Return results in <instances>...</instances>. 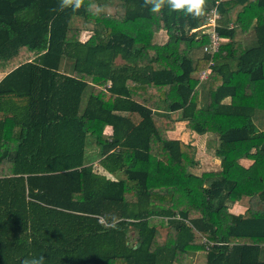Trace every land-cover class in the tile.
I'll use <instances>...</instances> for the list:
<instances>
[{"label": "trees", "instance_id": "1", "mask_svg": "<svg viewBox=\"0 0 264 264\" xmlns=\"http://www.w3.org/2000/svg\"><path fill=\"white\" fill-rule=\"evenodd\" d=\"M61 4L0 0V99H27L0 118V264H188L201 251L264 264V0H206L198 17L166 0L158 13ZM179 120L218 136L220 169L193 171L197 140L172 135Z\"/></svg>", "mask_w": 264, "mask_h": 264}, {"label": "crops", "instance_id": "2", "mask_svg": "<svg viewBox=\"0 0 264 264\" xmlns=\"http://www.w3.org/2000/svg\"><path fill=\"white\" fill-rule=\"evenodd\" d=\"M239 38H244L242 33L238 34ZM227 41V39L225 40ZM200 74V73H199ZM198 74V76H199ZM2 75L0 74V79ZM207 79H204L199 82V96L201 99V103L205 104L207 100V92L205 89ZM27 99L25 97L13 96V95H5L2 99H0V118L4 117L7 114H18L19 116L24 114V106L26 105ZM177 114L179 112H176ZM22 116V115H21ZM255 124L259 130H264V110H258L255 112L254 117ZM112 126L108 125L106 127L107 131H111ZM177 131L181 130L183 134H180L178 137L188 141L196 138L197 140V158L200 160V165L198 167L193 168L198 174H202L204 171H216L220 169V158L215 155L214 148V140L218 138L216 134L207 133L202 136L196 135L192 133L186 125L185 120H179L177 122ZM187 129V130H186ZM260 150V145H254L251 150L248 152L247 157L243 158L242 161L250 165L254 159L257 157L258 152ZM100 152L99 147L96 145L94 138H88V149H87V159L86 163H96L100 160V154L98 157H94V155ZM248 200L241 199L237 202L231 203L230 211L234 213H242L248 207ZM261 259H264V246L262 247V251L260 254ZM188 264H207V252L201 251L196 253L194 256L190 258Z\"/></svg>", "mask_w": 264, "mask_h": 264}, {"label": "clouds", "instance_id": "3", "mask_svg": "<svg viewBox=\"0 0 264 264\" xmlns=\"http://www.w3.org/2000/svg\"><path fill=\"white\" fill-rule=\"evenodd\" d=\"M166 2L174 11H181L187 8L188 12L194 13L195 16L198 17L204 14V5L206 3V0H166ZM148 3L153 4L154 7L152 8V11L158 13L161 11L165 0H148ZM83 4L84 0H62L61 8L71 7L75 5V10L79 9ZM91 7L92 5L89 4L88 8L90 9ZM98 11H100V9ZM101 223H104V221L101 220ZM25 264H29V262L25 261Z\"/></svg>", "mask_w": 264, "mask_h": 264}, {"label": "built area", "instance_id": "4", "mask_svg": "<svg viewBox=\"0 0 264 264\" xmlns=\"http://www.w3.org/2000/svg\"><path fill=\"white\" fill-rule=\"evenodd\" d=\"M217 16H218L217 14H214L212 16L210 22L208 23V25L211 26L210 30H211L212 36H211V41L205 47V50L210 51L212 53L217 52L219 50L220 45L223 42V38H221L219 36L218 32L215 29V26H216V17ZM196 29L198 30V28H195L192 31H195ZM208 71H209L208 69H204V70H202L200 72V74H199L200 81H202L204 79H207V77H208Z\"/></svg>", "mask_w": 264, "mask_h": 264}, {"label": "rangeland", "instance_id": "5", "mask_svg": "<svg viewBox=\"0 0 264 264\" xmlns=\"http://www.w3.org/2000/svg\"><path fill=\"white\" fill-rule=\"evenodd\" d=\"M113 3H117V0H111ZM76 22V19H74V23ZM187 130V129H186ZM180 134H183V132L181 131V130H179V132L178 131H174L173 133H172V135L173 136H176V137H178ZM99 156V152H98V154H96V155H94V157H98ZM94 164H96V166L98 165V162H96V163H94Z\"/></svg>", "mask_w": 264, "mask_h": 264}]
</instances>
